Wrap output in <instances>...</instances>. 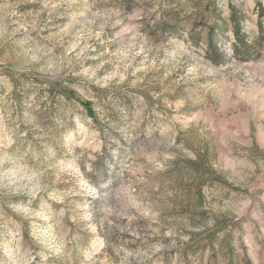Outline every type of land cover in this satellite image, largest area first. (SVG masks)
<instances>
[{
  "label": "rangeland",
  "instance_id": "1",
  "mask_svg": "<svg viewBox=\"0 0 264 264\" xmlns=\"http://www.w3.org/2000/svg\"><path fill=\"white\" fill-rule=\"evenodd\" d=\"M0 264H264V0H0Z\"/></svg>",
  "mask_w": 264,
  "mask_h": 264
},
{
  "label": "trees",
  "instance_id": "2",
  "mask_svg": "<svg viewBox=\"0 0 264 264\" xmlns=\"http://www.w3.org/2000/svg\"><path fill=\"white\" fill-rule=\"evenodd\" d=\"M238 37V34L236 35ZM84 107L88 110L89 109V106L84 104Z\"/></svg>",
  "mask_w": 264,
  "mask_h": 264
}]
</instances>
